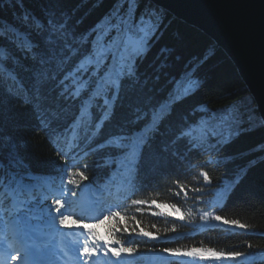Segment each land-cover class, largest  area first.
Instances as JSON below:
<instances>
[{"label": "snow or ice", "instance_id": "snow-or-ice-1", "mask_svg": "<svg viewBox=\"0 0 264 264\" xmlns=\"http://www.w3.org/2000/svg\"><path fill=\"white\" fill-rule=\"evenodd\" d=\"M142 2L115 0L99 23L80 34L70 30L66 20H58L55 13H49L46 23L25 15L22 23L28 31L0 24V40H6L7 45L20 53L18 57L12 48L0 43V124L4 119L5 95L16 99L23 97L22 103L31 104L40 116L43 130L56 145V154L63 161L62 166H55L56 175L34 174L16 152V146L11 144V137L0 135V157L5 156V148L9 149L8 163L0 160V249H3L0 264L6 261L134 264L139 247L133 246L131 238L156 240L159 236L145 230L140 220L128 217L118 205L86 209L80 203L81 197L93 191L98 195L102 193L100 182L95 178L85 183L89 181L87 165L82 169L80 159L106 149L104 164L111 169V174L105 177L103 184L117 186L114 182L118 180L120 186L135 194L142 187L138 180L146 159L158 160L160 153L181 158L176 145L182 143L186 153L195 152L208 157L207 164H218L215 157L224 145L239 135L243 115L236 105L212 111L207 104H198L187 114L180 115L177 122L169 120L175 106L194 96L202 87L203 82L196 75L200 62L188 67L179 78H172L169 81L172 88L166 98L153 103L149 93L155 90L148 88L149 77L139 69L162 34L163 14L151 6L137 14ZM34 35L39 39H34ZM23 60L31 64L25 65ZM18 69L30 74L27 85ZM155 80L158 81L159 76ZM49 98L67 103L57 110L44 104ZM70 105L78 109L71 124L63 130L53 127V120H59L60 114ZM118 107L127 109L131 118L122 119L115 124L117 132L109 133L96 143L105 124L115 121ZM197 113L202 115L197 116ZM248 120L251 122L250 116ZM199 177L203 178V184L191 188L192 192L201 194L195 197L198 202L203 200L204 186L212 184L203 166ZM237 183L239 179L216 191L222 197L223 192ZM178 186L176 195L183 192L187 200L185 185L178 182ZM130 203L147 205L149 209L153 206L162 210L171 208L167 213L152 211L151 215L179 214V220L191 224L198 215L203 222L211 219L238 229L250 227L238 219L215 214L219 200L207 201L206 210L190 207L183 212L177 203L155 199L149 203L133 198ZM93 211L95 215L91 214ZM137 211L142 209L137 208ZM105 224V232L101 234L97 229ZM152 227L156 228V224ZM167 231L169 229H165ZM170 231L175 232L176 228ZM125 234L130 239L125 240ZM247 247L251 249L253 245L247 243ZM160 251L172 256L200 260L223 257L235 264H250L249 254L241 251L224 253L212 248H162Z\"/></svg>", "mask_w": 264, "mask_h": 264}, {"label": "trees", "instance_id": "trees-1", "mask_svg": "<svg viewBox=\"0 0 264 264\" xmlns=\"http://www.w3.org/2000/svg\"><path fill=\"white\" fill-rule=\"evenodd\" d=\"M114 3L115 0H0V24H11L21 31H28L22 23L25 15L46 23L49 13H55L58 20L67 21L70 30L77 34L86 33L103 19ZM149 6L160 9L163 14L162 34L153 44L139 69L149 77L148 88L155 90L149 93L153 96V103L166 98L172 88V84L169 83L172 78H179L188 67L200 62L196 75L202 80V87L194 96L176 105L169 120L177 122L180 115L187 114L198 104H207L212 111L236 105L243 115L241 131L230 143L224 145L223 150L215 157L218 164L209 165L206 163L208 157L198 156L195 152L186 153L182 143L176 145L181 158L160 153L158 160L146 159L142 162L138 180L142 187L135 194L120 186L118 180L114 182L117 186L103 184L105 177L111 174V169L104 164L107 150H101L79 161L82 169L87 165L89 181L85 183H90L93 178L100 182L102 193L100 208L118 205L128 217L135 216L140 220L145 230L159 236L156 240L146 237L131 238L133 246L139 247L134 264H190L182 256H172L161 252L160 249L190 250L198 247L212 248L224 253L245 252L251 257L250 264H264V125L254 99L234 63L212 38L163 8L149 3V0H143L137 14ZM33 38L39 39L35 35ZM0 43L7 45L6 40H0ZM7 46L12 48L11 45ZM12 51L16 56H20L15 48H12ZM22 63L30 65L31 61L23 60ZM9 66L11 67V64ZM18 71L27 85L30 74L19 69ZM157 76L158 81L155 80ZM22 100L23 97L16 99L5 95L0 135L11 137V144L16 146V152L34 174L56 175L55 166L63 165V161L56 154V145L49 140L43 130L40 116L33 106L22 103ZM66 103L52 98L44 102L46 106L57 110ZM77 112L78 109L70 105L60 114L59 120H53V127L63 130L71 124ZM127 113V109L118 107L115 121L105 124L96 143L105 139L109 133L117 132L115 124L122 122V119L131 118ZM249 116L251 122L248 120ZM8 151L9 149L5 148V156L0 157L5 164L8 163L6 158ZM201 166L210 175L212 184L204 186L203 200L198 202L195 197L201 194L192 192L191 188L196 184H203V178L199 177ZM111 167L115 168V165ZM236 179H239V183L227 191L223 203L215 208V214L230 220L238 219L250 225L247 230L224 225L204 226L198 215L194 224L187 220H179L177 218L179 214L153 216L152 211L167 213L172 209L162 210L154 206L149 209L147 205L130 203L133 198L143 199L149 203L155 199L157 202L177 203L182 212L190 207L206 210L207 201H216L218 196L216 190L223 189ZM178 182L185 185V191L188 192L187 200L183 192L179 196L176 195L179 192ZM209 189L211 191H208ZM92 193L97 195L95 191ZM86 194L81 197L84 205L88 201ZM137 208H141L142 211H137ZM106 224L101 225L97 231L103 234ZM152 224H156V228H153ZM172 227L176 228L175 232L170 231ZM165 229L169 231L165 232ZM123 238L130 239L126 234ZM247 243H251L253 247L249 249Z\"/></svg>", "mask_w": 264, "mask_h": 264}, {"label": "water", "instance_id": "water-1", "mask_svg": "<svg viewBox=\"0 0 264 264\" xmlns=\"http://www.w3.org/2000/svg\"><path fill=\"white\" fill-rule=\"evenodd\" d=\"M207 34L237 68L264 125V0H151Z\"/></svg>", "mask_w": 264, "mask_h": 264}, {"label": "rangeland", "instance_id": "rangeland-1", "mask_svg": "<svg viewBox=\"0 0 264 264\" xmlns=\"http://www.w3.org/2000/svg\"><path fill=\"white\" fill-rule=\"evenodd\" d=\"M225 188V187H224ZM223 188V189H224ZM227 194V191L226 192H223L222 194V197L221 195L218 193V196H217V200H219V204L221 205L223 203V201L225 200V196ZM89 201L87 203V208L91 207L94 203H93V200L90 198L89 196ZM215 201V202H216ZM202 225L204 226H207V225H224L222 224V222L220 221H214V220H208L207 222H203ZM224 226H228L230 228H235L234 226H231V225H224ZM198 248H205V247H198ZM218 252V251H217ZM187 262H189L190 264H192V262L194 261L195 264H235V262L231 261V260H228L226 258H220V259H216L214 257H209V258H206L204 260H200L198 257H185V256H182ZM8 264H16L18 263V261H7ZM61 264H63V261H61Z\"/></svg>", "mask_w": 264, "mask_h": 264}, {"label": "bare ground", "instance_id": "bare-ground-1", "mask_svg": "<svg viewBox=\"0 0 264 264\" xmlns=\"http://www.w3.org/2000/svg\"><path fill=\"white\" fill-rule=\"evenodd\" d=\"M16 264H19V262H18V263H16Z\"/></svg>", "mask_w": 264, "mask_h": 264}]
</instances>
